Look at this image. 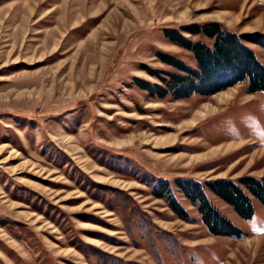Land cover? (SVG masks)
<instances>
[{"label": "rangeland", "instance_id": "obj_1", "mask_svg": "<svg viewBox=\"0 0 264 264\" xmlns=\"http://www.w3.org/2000/svg\"><path fill=\"white\" fill-rule=\"evenodd\" d=\"M206 19L264 32V0H0V264H264L257 197L243 218L212 196L238 238L151 192L158 177L264 175V91L133 83L171 69L157 49L194 65L161 27Z\"/></svg>", "mask_w": 264, "mask_h": 264}, {"label": "trees", "instance_id": "obj_2", "mask_svg": "<svg viewBox=\"0 0 264 264\" xmlns=\"http://www.w3.org/2000/svg\"><path fill=\"white\" fill-rule=\"evenodd\" d=\"M161 31L169 41L191 52L194 65L173 53L157 49L155 55L171 69L143 65L155 80L136 75L132 78L133 83L148 95L157 98L169 95L174 99L191 95L203 97L237 83H243L245 92L264 91V62L252 46L257 45L264 51L263 31L240 32L214 19L168 23ZM151 192L163 198L178 217L187 219L190 214L175 195V192L181 193L194 205L208 232L239 238L244 232L218 208L212 196L222 199L243 218H249L253 213L251 195L264 204V175L203 179L182 176L172 183L158 177Z\"/></svg>", "mask_w": 264, "mask_h": 264}, {"label": "bare ground", "instance_id": "obj_3", "mask_svg": "<svg viewBox=\"0 0 264 264\" xmlns=\"http://www.w3.org/2000/svg\"><path fill=\"white\" fill-rule=\"evenodd\" d=\"M200 114H201V113H200ZM198 115H199V114H198ZM201 115H202V114H201ZM189 120H191V121H195V117H193V119H189ZM191 121H190V122H191ZM2 147H3V146H0V150L2 149Z\"/></svg>", "mask_w": 264, "mask_h": 264}]
</instances>
